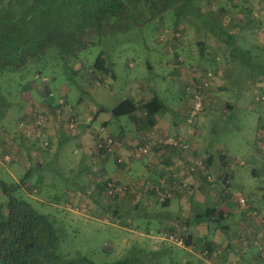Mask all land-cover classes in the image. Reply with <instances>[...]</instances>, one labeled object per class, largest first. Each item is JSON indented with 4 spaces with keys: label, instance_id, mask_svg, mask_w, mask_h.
<instances>
[{
    "label": "rangeland",
    "instance_id": "1",
    "mask_svg": "<svg viewBox=\"0 0 264 264\" xmlns=\"http://www.w3.org/2000/svg\"><path fill=\"white\" fill-rule=\"evenodd\" d=\"M59 4V0H1L0 42L2 44L4 40L3 45H8L6 49L9 48L7 52L9 59L12 58V54L16 56L20 53V45L26 39L25 30L28 29L30 34L37 37L31 41L33 44L27 47L33 53L38 48V44L44 42V30L47 29L52 33L57 31L54 28L55 22L49 24V21L53 9ZM198 4L203 13H208L216 25L223 27L227 33L234 36L239 48L251 50L254 56H258L255 59L264 63V0H199ZM35 7L37 11H41L38 18L40 20L25 21L26 19L22 17L25 12L23 9L31 12ZM19 12L20 16L15 17L14 15ZM147 18L144 17L136 26L129 25L130 20L121 19L104 23L101 30H88L83 39L86 48L81 47L77 52L71 53V58L62 54L60 49L50 46L43 48L39 57L33 59L31 56L28 57L18 68L6 64L0 69V115L3 114L0 120V130H3L0 138V180L11 187L17 184L20 188L15 192V196H20L39 214L49 215L57 225L63 227L61 236L64 243L61 244V248H65L70 256L81 253L98 263H112L137 249H142L146 254L145 264H153L154 260L148 244L144 246L146 242H143V238H134L132 232L123 229L128 227L134 230L138 221L129 218L128 221L132 220L133 223L127 221L128 225L122 226L119 220L105 213V208L108 206L112 208L118 206L124 215L128 212L134 213L136 201L137 205L144 203L141 207H144L145 211L152 212L154 205L149 203L147 196L152 190L153 179L146 175V181L141 187V183L129 186L124 180L118 183L112 178L111 182L118 183L115 185L124 189V192L117 199L110 200L105 188L100 186L106 180L101 168L105 159L113 155L101 156L98 153L91 155V158L85 161L87 172L84 171L75 177L68 174L67 182L63 183L52 171L54 161L51 155H53L54 140H48L49 146L44 150L39 141H35L36 134L32 140H25L20 136L22 127L17 126V122L30 119V114L35 110H45L49 115L44 123L45 135L51 129L57 133L62 131L64 133V123L67 124L72 118L69 105L76 104L80 100L110 106L132 97L142 102L151 99L156 93L167 103H165L167 109H176L178 115L176 122L178 125L181 124L182 128V114L190 105L193 93L201 86L204 110L196 118L189 129L190 132L182 128L184 134L181 137L187 141L190 148V152L183 154L186 162L193 165L195 161H199L203 167L204 158L198 156L200 159H196L191 154L196 147L203 150L232 149L234 157L239 155L249 164L246 172L242 171L244 175L239 176L234 183L231 182L230 177L228 178L229 187L238 195L236 202V210H239L238 218L233 222L217 225V228L211 230L213 232L211 236L216 235L222 240L224 232L221 227L229 225L231 229L237 231L240 223L236 222H241L242 227L251 229V224L248 222L252 219L245 221L242 206L239 205V197L244 198L251 209L258 211L259 214L254 219H257L259 224H264V180H261L264 172V79L260 74L250 77L252 72L240 67L230 57V46L214 36L205 37L203 30L195 32L185 23L175 27L169 13L158 18ZM38 31H40L39 35ZM202 43L205 46L203 56L200 55ZM29 51L26 53L27 56L30 55ZM101 53L111 66L113 76L92 68ZM37 71L40 72V76H37ZM43 78H46L47 82H42ZM27 84H30V88L25 90L24 86ZM47 91L52 93L50 98ZM39 101L44 103V108L40 106ZM48 101L57 105L65 102L68 104L58 117L48 107ZM226 103H229L231 108H227ZM179 105L181 107L176 108ZM92 111L97 112L95 108ZM86 113L84 111V114ZM166 116L159 123L171 128L175 119ZM126 118L121 117L122 120ZM72 119L79 131L82 118ZM60 124L63 126L60 127ZM100 128L102 127L98 126L92 133L93 137L95 136L92 153L97 150L96 136ZM66 131L71 136L74 135L67 125ZM175 134V129L166 132L159 127H153L143 129L137 134L128 133L127 137L113 133L108 135L113 139L114 152L118 148H124L130 154L133 149L143 147L145 144H148L150 153L155 148L171 149L157 147L154 144L158 137L176 136ZM4 139L7 141L4 142ZM43 139L42 137L40 142ZM11 146L17 150L18 160L4 163L1 153ZM29 146L33 147L30 151L27 150ZM44 152H47L45 158L42 154ZM179 153L182 165V154ZM250 154L258 156V159L249 161ZM110 159H112L111 165L115 167L117 165L115 157ZM43 162H49L50 168L36 169ZM137 164L139 165L137 162L134 164V169L135 172L139 171V174L140 168ZM55 167L56 171L62 172L63 175L71 169L70 163L64 158ZM70 171L75 173L76 168ZM196 171L197 169L192 172ZM252 171L261 177L252 178ZM247 174V178L257 182L249 184L245 180ZM131 175L133 176L132 173ZM206 175L209 177L208 173ZM38 176L41 178V183L36 180ZM22 180L25 182L22 183ZM70 183L72 187L69 186ZM221 184L223 185V182ZM62 188L71 189L69 191L73 195L69 196V199H61L57 192H62ZM34 189H37L36 193H33ZM84 189L89 194L85 193ZM144 195L146 196L143 197ZM5 201V197L0 192V207L3 211ZM70 210L76 211L78 216L71 214ZM152 225L154 228L155 224ZM140 226L147 227V223L143 220ZM184 234L187 235L186 232ZM198 234L200 237V232ZM125 238H128L127 242ZM247 240L241 242L246 246L249 244ZM201 247L203 249V246L197 245L196 251H200ZM224 251L225 253L215 256L213 251L211 252L212 264L233 263L232 253L226 248ZM235 252L237 253L236 250ZM175 255L174 260L169 264H185L183 262L185 255L184 257L182 253ZM165 258L169 259L167 256H162L161 260ZM198 262L191 260V264H199ZM163 264L168 263L163 262Z\"/></svg>",
    "mask_w": 264,
    "mask_h": 264
},
{
    "label": "crops",
    "instance_id": "2",
    "mask_svg": "<svg viewBox=\"0 0 264 264\" xmlns=\"http://www.w3.org/2000/svg\"><path fill=\"white\" fill-rule=\"evenodd\" d=\"M131 99L134 100V97H132ZM39 102L41 103L40 106L44 108V103L42 101ZM120 102L121 101L116 102L115 104L110 106H103L102 104L94 101L82 100L77 101L76 104L70 103L69 111L72 118H82L80 119L82 123L79 126L77 135L73 137L67 133L66 122H63L65 125L64 133L63 131L57 133L50 127V132H48L47 135L44 134V136L48 140H54V144L52 146L53 155H51L52 161H54V168L52 169V171L57 175L59 180L63 181V183L67 182L68 174H71L70 176L75 177L81 175L84 171L87 172L86 168L88 167H86L85 161L88 158H91V155L97 154L96 152L92 153V147L94 145L93 139L95 138V136L93 137L92 133L94 132L93 130L98 126H104V131L106 134L113 133L117 134L120 137H127L128 133L137 134V132L142 131L136 128L132 120H130L129 118H126L125 120H122L121 118H111L109 111ZM52 104L54 105V103ZM226 106L227 108H231V105L229 103H226ZM179 107L181 106L179 105L176 108ZM93 108L97 110L96 113H93ZM173 109L174 108H168L167 111L163 114L157 115L155 117V124L153 127H159L166 132H172L173 129H175V135L181 137L184 134V131H182L181 124H177L176 118H178V115L175 112L176 109ZM84 111H86L87 113L84 114ZM166 115H169L171 118L175 119V122L172 121L173 124L171 125V128H169L167 125L164 126L163 123H159V121ZM53 117L55 119L57 118L55 117V115H53ZM56 120H54V123L56 122ZM61 126L63 125L60 124V127ZM32 148V146H29L27 147V150L30 151V149ZM195 148L191 152L193 158H196L198 156L204 158L203 167H195V169H197L196 172H192V164L186 162V158L183 155V152H181L183 159V164L181 165L180 153L174 148L166 150L155 148L148 156L144 157L145 159L142 158L143 160L141 159L139 161H136L137 163H139V165L137 164L140 168L139 174V171L135 172L136 170L134 169V164L136 162L128 157V150L124 148H118L115 152L116 156L124 158V163H122L121 165H115V167L111 165L112 159L110 158H113V156L105 159V163L101 168V173L105 176L106 180H111L113 178L115 182L118 183H121L124 180L127 182V184L129 183V186H136V184L141 183L142 187L143 183L146 181V175H148V178L153 179L151 184L152 190L148 193L147 196V200L149 201V203H153L154 205L152 208L153 211H145L144 207H141L144 203H140L138 206H136V201L135 207H137L136 209L138 210L135 211V215L139 213V217L137 220V226L139 227L135 228L134 230H131L128 227H123V229L127 232H132V237L134 238L142 237L143 242H146L144 243V246L148 244L151 253L161 251L163 253H167L165 257H169V261L174 260V257L176 256L175 253H182L183 257L184 255L186 256L183 259V262H185V264H191V260L200 262V255L205 249H202L201 247V250L197 252L195 247L197 245L199 247L206 246L207 243H210L214 256L216 254L220 255L221 253H225V248L230 251V253H232L234 257V261L232 264H264V256L260 255V253L250 245L251 240L255 236L264 232V224H259L258 221H256L257 219L255 220L253 217H246L245 211L243 209L241 210L242 214L245 216V221L248 222L250 219H252L250 222H248L251 224V229L249 230L248 228L242 227L241 222H236L240 223V226L237 227V231L231 229L229 225H225L227 227L222 228V231L224 233L220 232L223 233L222 240L215 234V236H211V233L213 234L211 230L217 228L216 223H210L207 226L205 222H197L196 220L197 213L211 207H214L215 209L222 211L225 215H227L226 222H233L234 219L238 218L239 210H236L238 195L236 194V192L232 191L231 187H229L228 190L224 191L222 189L221 183L223 182V180H221V178L225 175H229L231 182L234 183L239 176L244 175L242 171L246 172V167L249 166V164H247L248 162L244 161L241 157H239V155L237 157H234V152L232 151V149L212 150L208 148L203 150ZM39 152L41 153V151ZM42 154H44L43 158L47 156V152H44ZM250 155L251 157L249 158V161H256V159H258V156L252 154ZM59 157L67 159V162L70 163L69 168H76V172L73 173V171H70L71 169H69V173L67 172V174L63 175L62 172L60 173L56 171L55 166L57 163H60L62 159ZM207 159H210V161L208 162V166L206 167ZM38 168L48 169L50 168V164L49 162H43L42 165H38L36 167V169ZM131 173L133 174V176L131 175ZM207 173L209 174V177L207 178L208 180L204 178ZM29 174H31V172ZM251 175L254 179H256L257 177H261L258 176V173L255 174L253 171L251 172ZM73 177L71 179H73ZM247 177L248 174L245 175V180L249 184L257 182H254L253 180L251 181V179ZM263 177L264 172L262 174L261 180H264ZM36 180L39 183L42 182L40 176H38ZM174 181L178 183V189L173 187ZM69 186L72 187V184L70 183ZM62 189V192H57L58 196L61 197V199H69V196L73 195L72 192L69 191L71 189ZM84 191L85 193L87 192L89 194V192L85 189ZM146 195H144L143 197H145ZM160 195H164V199H161ZM161 200H165L164 202L166 203V206H161ZM70 213L74 214V216H78V214H76V211L70 210ZM152 219L155 220L153 221ZM143 220L145 223H147V227L140 226ZM139 221L141 222L140 224ZM151 222L155 224L154 228L152 225L153 223L151 224ZM217 231L220 230L217 229ZM184 232H186L187 235H185ZM198 232H200L201 234L200 237H198ZM165 233L182 236L185 240L187 239V237H190V244H184V247L171 245L167 241L162 240L161 236ZM127 239H124L125 242H127ZM246 240L249 244L245 246V243H242L241 241L246 242ZM235 250L237 251V253L235 252ZM242 253L246 254V256H243Z\"/></svg>",
    "mask_w": 264,
    "mask_h": 264
},
{
    "label": "trees",
    "instance_id": "3",
    "mask_svg": "<svg viewBox=\"0 0 264 264\" xmlns=\"http://www.w3.org/2000/svg\"><path fill=\"white\" fill-rule=\"evenodd\" d=\"M60 4L53 9V15H51L50 23L55 22L54 28L56 32H48L44 30V42L38 44L36 53L29 51L27 47L29 44H33L34 34H30L28 29L25 30V35L22 45H20V53L16 56L11 55L12 58H8L7 52L9 48L5 44L0 42V69L3 65H10L12 68H18L21 64H24L28 57L35 58L43 52V48L46 49L50 46H54L60 49V52L71 58L72 54L77 52L81 47L86 48L83 43L84 37L87 35L88 30H101L104 23L112 20L127 19L130 20L129 25H138L144 17L158 18L164 14L169 13L173 18V25L175 27L185 23L195 32L203 30L205 37L214 36L227 46H230V57L240 67L251 71L250 77L255 74H260L264 79V63L256 60V55L248 49L239 48L232 34L227 33L225 29L210 19L208 13H203L201 7H199V0H59ZM1 4V0H0ZM25 10L22 17L25 21L32 22V20H40L41 11L35 9L28 11ZM40 10V7L39 9ZM20 12L14 16H20ZM13 16V17H14ZM26 24H28L26 22ZM24 24V26H26ZM106 27V26H105ZM38 35L40 31H38ZM223 34L224 36H222ZM42 45V46H41ZM202 49L200 55L203 56L205 46L201 44ZM5 47V48H4ZM30 55H26L27 52ZM32 53V54H31ZM72 53V54H71ZM39 57V56H38ZM92 68L103 74H112L111 66L106 62L101 53L94 61ZM37 76H40V72L37 71ZM30 84L24 86V89H29ZM48 92V91H47ZM51 94V92H48ZM47 94V95H48ZM50 98V96H49ZM48 106L53 110V113L58 114L68 104H52V101H48ZM167 111V107L162 99L156 94L148 100L137 102L131 98L123 99L119 104L113 107L109 114L113 119H120L121 117H127L134 123L135 127L143 130L153 128L155 124V117L161 115ZM3 114L0 115V120ZM102 128H105L104 126ZM105 136H109L105 133ZM110 137V136H109ZM111 138V137H110ZM112 139V138H111ZM113 140V139H112ZM114 143V142H113ZM106 150L102 147L98 154L104 156ZM115 157L117 165H121L123 162L118 163L119 156L115 155V152L108 155ZM129 157V153L127 154ZM196 159H199L196 157ZM210 159H207L206 167ZM208 180L207 175L204 176ZM229 178V175H225L222 180ZM25 181L22 180V183ZM111 180H105L101 183V187L105 188L107 183ZM208 182V181H207ZM112 183V182H111ZM113 184H118L114 183ZM24 185V184H23ZM174 187V186H173ZM19 186L16 184L14 187L8 186L0 180V192L6 199L3 204L4 211L0 207V264H145L146 254L142 249H137L132 254L118 259L112 263H98L86 254L78 253L74 256H70L65 248H61L62 241L61 232L63 227L56 224V221L52 220L49 215L39 214L34 208L20 196H15V192L19 190ZM37 190V189H35ZM120 194H116L115 197L109 199H117ZM165 201V200H164ZM164 201H160L161 206H166ZM138 203V202H137ZM138 206V205H136ZM137 211L138 209H136ZM128 212L123 214L120 212L118 206L106 207L105 213L109 214L114 219L119 220L122 226H127L130 221H137L138 214L135 212ZM132 219L128 221V219ZM197 222H205L207 226L211 224H217L218 226L223 222H226L227 215L222 211L212 208H206L196 215ZM128 221V223H126ZM132 221V223H133ZM139 226H135L138 228ZM221 228H226L223 226ZM184 244H190V237L184 239ZM203 249H207L211 254L212 248L210 243L203 246ZM167 255V253L155 252L152 253L154 257L153 264H163L167 262L172 263L167 258L161 260V257ZM156 258V259H155ZM155 260L157 262H155Z\"/></svg>",
    "mask_w": 264,
    "mask_h": 264
},
{
    "label": "built area",
    "instance_id": "4",
    "mask_svg": "<svg viewBox=\"0 0 264 264\" xmlns=\"http://www.w3.org/2000/svg\"><path fill=\"white\" fill-rule=\"evenodd\" d=\"M46 81V78L42 79V82ZM201 86L196 89V91L193 93V96H191V103L186 109V112L183 115V129L184 131L188 132L189 129L192 127V125L195 123L196 118L201 115V113L204 110V103L202 99V93L200 90ZM49 96H52V93L49 94ZM49 107V106H48ZM50 108V107H49ZM51 111V110H50ZM59 111V110H58ZM58 111L56 112V115L58 116ZM30 119H25L24 121L20 120L17 122V126L22 127L21 135L22 138L25 140H32V138L35 136V141H39L40 146L46 150L49 146L48 139L44 136L46 132V127L44 128V123L47 121V112L42 110H35L30 114ZM32 119V122H30ZM38 122H35V121ZM34 123V124H32ZM75 121L71 118L69 122L67 123V126L69 127V131H72L74 136H76V132L78 131L77 125L74 124ZM45 130V131H44ZM190 132V131H189ZM78 133V132H77ZM3 130H0V138L2 137ZM42 137L44 138L41 141ZM97 150L96 153L99 152V150L104 147L106 152L104 156H108L114 152V143L113 140L109 136H105L104 128H100L97 133ZM157 140V141H156ZM155 141V144L157 147H168V148H174L178 150L179 152H183V154H186L189 152V145L185 139L182 137H176V136H167V137H158ZM7 141L4 139V142ZM15 148L13 146L6 148V150L1 153L2 160L4 163L8 162H16L18 160V152L17 150H14ZM150 154V150L148 147V144H145L143 147H139L137 149H133V151L130 152L129 158L132 160H140ZM1 158V157H0ZM124 161L123 157H119L117 159L118 163H121ZM196 167H201V164L199 161H195L193 165H191L192 171ZM229 183L230 180L226 179L223 180L222 189L224 191L229 189ZM173 185L175 188L178 189V183L173 182ZM105 192L109 197H115L116 194H121L124 192V189L119 187L118 185H115L113 183H107L105 186ZM33 193H36V190H33ZM161 199H164V195H160ZM239 204L242 206V209L245 211L246 217H253L255 218L259 213L258 211H255L254 209H251L244 198L239 197ZM162 240L167 241L169 244L178 246V247H184V238L181 236H178L176 234H163ZM250 245L252 248L256 249L260 255L264 256V232L255 236L251 242ZM201 261L200 264H212L210 253L207 249L203 250L201 255Z\"/></svg>",
    "mask_w": 264,
    "mask_h": 264
}]
</instances>
